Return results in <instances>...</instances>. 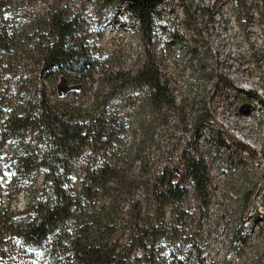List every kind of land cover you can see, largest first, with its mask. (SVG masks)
Masks as SVG:
<instances>
[{
	"label": "trees",
	"instance_id": "1",
	"mask_svg": "<svg viewBox=\"0 0 264 264\" xmlns=\"http://www.w3.org/2000/svg\"><path fill=\"white\" fill-rule=\"evenodd\" d=\"M73 1L0 0V264H185V202L193 186L207 205L210 169L188 147L177 167L160 168L173 158L168 144L156 159L150 152L155 133L165 126L160 132L168 134L172 115L175 134L190 132L191 123L195 141L209 106L179 101L150 46L137 69H106L91 42L86 7H103L109 22L110 7L120 8L123 0H88L78 10ZM236 1L238 24H249L251 9ZM158 7L159 0L127 6L144 40L151 38ZM198 71L208 72L201 64ZM127 91L132 138L115 147L108 107ZM87 150L93 154L84 163ZM19 196L26 207L16 212L11 204Z\"/></svg>",
	"mask_w": 264,
	"mask_h": 264
},
{
	"label": "rangeland",
	"instance_id": "2",
	"mask_svg": "<svg viewBox=\"0 0 264 264\" xmlns=\"http://www.w3.org/2000/svg\"><path fill=\"white\" fill-rule=\"evenodd\" d=\"M131 1L123 0L120 8L111 6L113 16L109 22L103 7H86L91 42L102 55L105 68L135 70L146 58V46H150L163 73L174 82L179 101L187 97L193 101L192 107L208 104L211 111V116L203 119L195 141L191 139V123L190 132L175 134L178 119L172 115L168 134L160 132L165 126L159 129L155 133L156 150L150 152L155 158L168 152V144L173 158L162 165L160 161V168L165 164L177 167L188 147L201 154L210 169L207 205L193 186L185 202L186 236L180 246L181 255L186 254L185 264H202L201 260L204 264H264V27H257L256 13L260 1L242 0L251 9L253 20L240 26L236 0H159L151 38L147 40L137 18L127 12ZM72 3L78 10V6L89 2ZM38 7L44 9L42 4ZM189 12L196 18H191ZM196 49L199 57L194 59ZM200 64L207 73H199ZM127 94L124 92L108 107L115 119V147L122 142L129 144L132 138L125 118H134L135 114ZM26 98L28 102L30 97ZM119 124L122 128L116 129ZM33 137L23 139L24 143ZM12 149L6 148L5 155ZM90 154L87 150L82 162L86 163ZM249 194L252 199L248 203ZM25 207L23 196L11 204L16 212Z\"/></svg>",
	"mask_w": 264,
	"mask_h": 264
}]
</instances>
